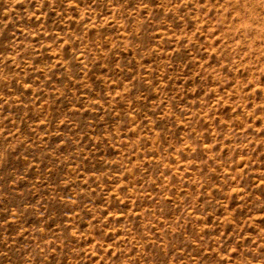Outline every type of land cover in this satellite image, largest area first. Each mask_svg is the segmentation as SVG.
I'll use <instances>...</instances> for the list:
<instances>
[{
	"label": "rangeland",
	"instance_id": "obj_1",
	"mask_svg": "<svg viewBox=\"0 0 264 264\" xmlns=\"http://www.w3.org/2000/svg\"><path fill=\"white\" fill-rule=\"evenodd\" d=\"M0 264H264V0H0Z\"/></svg>",
	"mask_w": 264,
	"mask_h": 264
}]
</instances>
